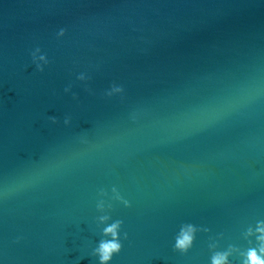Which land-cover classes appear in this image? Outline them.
<instances>
[{
	"label": "water",
	"instance_id": "95a60500",
	"mask_svg": "<svg viewBox=\"0 0 264 264\" xmlns=\"http://www.w3.org/2000/svg\"><path fill=\"white\" fill-rule=\"evenodd\" d=\"M262 229L264 0H0V264H250Z\"/></svg>",
	"mask_w": 264,
	"mask_h": 264
},
{
	"label": "clouds",
	"instance_id": "9594fccd",
	"mask_svg": "<svg viewBox=\"0 0 264 264\" xmlns=\"http://www.w3.org/2000/svg\"><path fill=\"white\" fill-rule=\"evenodd\" d=\"M264 230V229H262ZM109 233H112L115 235L116 226L110 227L107 229ZM187 242V238L185 240L181 241V245L185 244ZM119 249V244L117 243H105L102 245L101 251H102V259L104 261H107L110 259L111 254L114 251H117ZM264 251V249H262ZM249 262L250 264H264V259H261L260 256L257 255L256 251L249 252ZM224 257H217L215 264H223Z\"/></svg>",
	"mask_w": 264,
	"mask_h": 264
}]
</instances>
